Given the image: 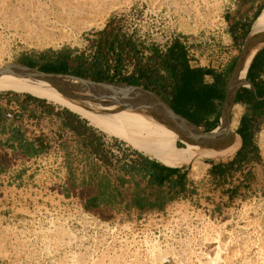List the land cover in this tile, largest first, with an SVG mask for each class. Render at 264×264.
Masks as SVG:
<instances>
[{
    "label": "rangeland",
    "instance_id": "rangeland-1",
    "mask_svg": "<svg viewBox=\"0 0 264 264\" xmlns=\"http://www.w3.org/2000/svg\"><path fill=\"white\" fill-rule=\"evenodd\" d=\"M234 1L0 0V67L42 57L52 61L68 51L71 58L88 59L95 51V35L109 22L133 35L144 55L149 52L144 47L166 44L169 37L202 39L207 48L208 40L220 35L221 15ZM241 1L252 13L264 4ZM132 69L133 61L126 58L120 76ZM262 130L256 138L261 167L250 173L249 191L242 197H229L227 182H219L206 186L201 200H179L163 212L105 220L47 188L5 193L0 200V264H264ZM202 158L223 159L198 149L182 164L192 165L199 177ZM26 169L39 173L34 164Z\"/></svg>",
    "mask_w": 264,
    "mask_h": 264
},
{
    "label": "crops",
    "instance_id": "crops-1",
    "mask_svg": "<svg viewBox=\"0 0 264 264\" xmlns=\"http://www.w3.org/2000/svg\"><path fill=\"white\" fill-rule=\"evenodd\" d=\"M261 7H255L252 13L241 0H235L232 8L221 15L220 29L225 30L240 48V56ZM259 36L249 45L248 50L254 49V53L245 76L236 77L234 102L230 109L231 123L235 110L239 111L233 132L230 126L233 133L230 138L235 134L239 146L228 159L199 160L202 167L199 177L193 175L192 165L160 161L137 150L132 158L113 157L104 150L102 132L79 115L26 94L12 93H0V174L11 172L19 185L30 181L33 175L26 169L28 163L17 166L18 170L11 168L18 159L42 152L45 148L43 142H51L61 147L64 153V196H76L75 200L80 201L84 209L105 220L163 212L179 200H201L206 194V186L219 182H227L229 197L231 193L235 195L232 198L242 197L249 191L250 173L260 170L262 163V160L241 164L235 161L242 144L237 133L241 118L249 129L260 131L264 128V38L262 34ZM239 55L221 71L188 64L191 68L203 70V83L221 90L220 93L223 91V99L216 98L213 102L217 113L199 124L194 122L203 132L218 129L222 123L224 102ZM219 81L223 82L220 88ZM238 97L242 100H237ZM33 130L37 133L31 136ZM257 133L254 134L255 142ZM219 169L223 171L222 175L215 174Z\"/></svg>",
    "mask_w": 264,
    "mask_h": 264
},
{
    "label": "trees",
    "instance_id": "trees-1",
    "mask_svg": "<svg viewBox=\"0 0 264 264\" xmlns=\"http://www.w3.org/2000/svg\"><path fill=\"white\" fill-rule=\"evenodd\" d=\"M262 8H264V4L259 13ZM94 47L95 51L90 59L83 55L71 58L68 51L58 54L52 61H45L42 57V63L41 60L24 63L38 66L44 71L69 73L95 81H120L141 85L160 94L175 112L197 124L217 113L213 109V102L216 98L223 99V91L220 93L221 90L203 83V70L191 68L188 65L185 47L179 39H174L165 51L160 50L157 45L146 46L144 48L149 52L144 55V50L140 49V43L133 35L125 34L120 26L109 22L97 33ZM126 58L133 61V69L130 74L121 77L120 71ZM110 69H113V74L109 73ZM222 85L223 82L219 81V88ZM44 100L46 101V99L42 101ZM237 100L242 99L238 97ZM256 132L258 131L249 129L241 118L237 133L241 137L242 144L236 152L237 159L235 160L239 164L261 160L254 139ZM177 146L185 145L177 142ZM233 164L234 161L230 166L232 167ZM222 173L223 171L220 169L215 171V174L218 175H222ZM230 195L231 198L235 196L233 193Z\"/></svg>",
    "mask_w": 264,
    "mask_h": 264
},
{
    "label": "bare ground",
    "instance_id": "bare-ground-1",
    "mask_svg": "<svg viewBox=\"0 0 264 264\" xmlns=\"http://www.w3.org/2000/svg\"><path fill=\"white\" fill-rule=\"evenodd\" d=\"M261 34H264V8L253 23L250 36L254 38ZM253 53L254 49H251L243 56L238 72L239 78L245 76ZM0 91L27 92L50 100L85 118L93 127L123 140L133 149L164 162L175 161L180 164L198 149L204 151L207 156L221 158L233 154L239 146V139L234 134L233 138H230V145L222 150L201 148L191 143L179 147L176 141H180L182 137L173 126L160 117L137 108L122 109L119 104H110L104 100L95 99L89 93L81 94L80 100H77L72 94L57 87L53 82L27 74L6 73L0 75ZM238 114L239 111L235 110L230 125L232 132ZM260 140L261 146L264 148V129L260 132Z\"/></svg>",
    "mask_w": 264,
    "mask_h": 264
},
{
    "label": "water",
    "instance_id": "water-1",
    "mask_svg": "<svg viewBox=\"0 0 264 264\" xmlns=\"http://www.w3.org/2000/svg\"><path fill=\"white\" fill-rule=\"evenodd\" d=\"M262 36L264 38V34ZM255 38L249 35L246 46L235 65L234 74L224 102L222 123L218 127L220 129L218 131L214 129L208 133L203 132L194 122L175 112L160 94L141 85L120 81H95L69 73L48 72L41 70L38 66H30L24 62H10L1 66L0 75L6 73L27 74L53 82L57 87L72 94L77 100H80L81 94L89 93L95 99L104 100V102L110 104H119L122 109L137 108L138 110L146 111L153 116L162 118L166 123L173 126L182 139H184H180V142L183 144L191 143L201 148L222 150L230 145V137L232 135L230 132V109L234 102L233 95L237 85L236 77L238 76L243 56L248 51L249 44Z\"/></svg>",
    "mask_w": 264,
    "mask_h": 264
},
{
    "label": "built area",
    "instance_id": "built-area-1",
    "mask_svg": "<svg viewBox=\"0 0 264 264\" xmlns=\"http://www.w3.org/2000/svg\"><path fill=\"white\" fill-rule=\"evenodd\" d=\"M168 39L169 41L166 44H157L160 50L165 51L166 47L173 40V38L170 37ZM178 39L185 47L186 58L189 65L213 67L219 71L223 70L230 62H232L236 56H238L240 50V48L232 42L230 35L225 30H221L218 37L214 36L213 39H209V45L207 48L201 46V43L203 42L202 39H195L193 41H190L189 39L185 40L183 38ZM93 49H95V47ZM131 72L132 70L130 73ZM109 73L113 74V69H110ZM100 132L103 134L102 142L107 154L119 158L133 157L135 149L130 147L126 142L116 136L109 135L104 131ZM36 133L37 132L33 130L31 136L36 135ZM43 143L45 148L42 152L35 154L32 157L18 159L11 168L14 171L19 169L17 166L20 164L24 165L25 163H28L36 165L39 173L38 175H33L32 181L30 180L19 185L17 179L13 177L11 172H6L2 175L0 174V193H3L0 200H3L5 193L15 195L21 191H25L26 188H33L34 191H41L42 188H47L51 195H54L55 197H63L72 203L75 202L79 205V208L83 210L84 208L80 201L75 200L76 196H64L62 186L64 185L66 178L63 150L57 144L51 142ZM37 178H39L40 182H38ZM19 203L20 201L17 202V204Z\"/></svg>",
    "mask_w": 264,
    "mask_h": 264
}]
</instances>
